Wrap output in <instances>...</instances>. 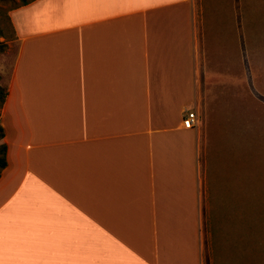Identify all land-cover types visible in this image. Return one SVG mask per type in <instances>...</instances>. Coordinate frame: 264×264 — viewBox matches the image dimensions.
Instances as JSON below:
<instances>
[{
  "label": "crops",
  "instance_id": "crops-1",
  "mask_svg": "<svg viewBox=\"0 0 264 264\" xmlns=\"http://www.w3.org/2000/svg\"><path fill=\"white\" fill-rule=\"evenodd\" d=\"M195 3L29 0L0 20V264H205L240 244L248 196L198 118Z\"/></svg>",
  "mask_w": 264,
  "mask_h": 264
},
{
  "label": "rangeland",
  "instance_id": "rangeland-1",
  "mask_svg": "<svg viewBox=\"0 0 264 264\" xmlns=\"http://www.w3.org/2000/svg\"><path fill=\"white\" fill-rule=\"evenodd\" d=\"M20 4L0 1L7 31L8 13ZM195 12L204 82L198 118L209 123L210 150L227 159L232 187L240 177L248 196L240 244L218 246L217 260L210 253L205 264H264V0H196ZM5 34L13 37V32ZM236 223L228 216L224 224L233 240Z\"/></svg>",
  "mask_w": 264,
  "mask_h": 264
},
{
  "label": "trees",
  "instance_id": "trees-1",
  "mask_svg": "<svg viewBox=\"0 0 264 264\" xmlns=\"http://www.w3.org/2000/svg\"><path fill=\"white\" fill-rule=\"evenodd\" d=\"M0 1H6V0H0ZM29 0H21V4L28 3ZM9 19V18H8ZM2 28L0 26V38L2 35L4 36V32H2ZM6 49V43L0 41V53L4 52ZM7 97V90L5 87L0 86V109L5 103ZM5 138V132L4 128L1 124L0 120V177L3 172V170L7 167L8 161H7V144L4 142Z\"/></svg>",
  "mask_w": 264,
  "mask_h": 264
},
{
  "label": "built area",
  "instance_id": "built-area-1",
  "mask_svg": "<svg viewBox=\"0 0 264 264\" xmlns=\"http://www.w3.org/2000/svg\"><path fill=\"white\" fill-rule=\"evenodd\" d=\"M183 127L185 129H191L196 126L197 124V115L195 112H189L186 111L185 116L183 117L182 120Z\"/></svg>",
  "mask_w": 264,
  "mask_h": 264
}]
</instances>
